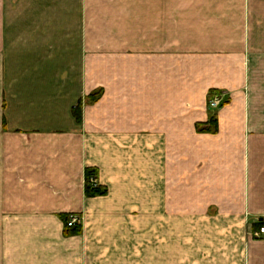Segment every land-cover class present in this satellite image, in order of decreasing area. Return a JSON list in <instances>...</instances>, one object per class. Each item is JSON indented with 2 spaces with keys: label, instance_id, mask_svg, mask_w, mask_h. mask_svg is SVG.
<instances>
[{
  "label": "crops",
  "instance_id": "obj_1",
  "mask_svg": "<svg viewBox=\"0 0 264 264\" xmlns=\"http://www.w3.org/2000/svg\"><path fill=\"white\" fill-rule=\"evenodd\" d=\"M258 225L264 0H0V264H264Z\"/></svg>",
  "mask_w": 264,
  "mask_h": 264
},
{
  "label": "trees",
  "instance_id": "obj_2",
  "mask_svg": "<svg viewBox=\"0 0 264 264\" xmlns=\"http://www.w3.org/2000/svg\"><path fill=\"white\" fill-rule=\"evenodd\" d=\"M102 95V91L98 90L94 93H92L88 98L87 102L89 104L95 103L100 96ZM212 94L209 95V99L211 100ZM80 111H81V104L78 105L74 110H73V115L76 118V120L80 119ZM216 123V119L212 117L210 119V122L208 126L214 125ZM96 180L97 181V173L95 170H86L85 172V195L87 198H95V197H104L107 194V190L101 186L97 185H91V180ZM67 217H64L63 220L66 221ZM259 226V225H258ZM261 227L259 226V229ZM79 233V229L77 227H73L71 229H67L66 235L67 236H72V235H77Z\"/></svg>",
  "mask_w": 264,
  "mask_h": 264
},
{
  "label": "built area",
  "instance_id": "obj_3",
  "mask_svg": "<svg viewBox=\"0 0 264 264\" xmlns=\"http://www.w3.org/2000/svg\"><path fill=\"white\" fill-rule=\"evenodd\" d=\"M222 104V99L221 98H214L210 103H209V108L211 110H215L218 107H220V105ZM93 181V179H92ZM95 181V180H94ZM96 183V181H95ZM81 222V219L79 216L77 215H68L67 219L65 221V228L66 229H71L73 227H75L76 225H78ZM264 235V227H261L257 233H254V238L255 239H259L261 236Z\"/></svg>",
  "mask_w": 264,
  "mask_h": 264
},
{
  "label": "rangeland",
  "instance_id": "obj_4",
  "mask_svg": "<svg viewBox=\"0 0 264 264\" xmlns=\"http://www.w3.org/2000/svg\"><path fill=\"white\" fill-rule=\"evenodd\" d=\"M96 91H98V90H96ZM96 91H94V92H96ZM94 92H93V93H94ZM91 94H92V93H91ZM91 94H90V95H91ZM223 105H224V104H223ZM223 105H222V106H223ZM95 181H96V180H95ZM95 181H94V180H93V181L91 180V182H90L91 185H93V186H94V185H97V181H96V183H95ZM80 224H81V223H80ZM80 224L77 225V228H78V229H79V227L81 226ZM79 232H80V229H79ZM253 235H254V234H253ZM253 237H254V236H253ZM142 263H143V262H138V264H142Z\"/></svg>",
  "mask_w": 264,
  "mask_h": 264
},
{
  "label": "bare ground",
  "instance_id": "obj_5",
  "mask_svg": "<svg viewBox=\"0 0 264 264\" xmlns=\"http://www.w3.org/2000/svg\"><path fill=\"white\" fill-rule=\"evenodd\" d=\"M208 107H209V105H208ZM210 109V108H209ZM211 110V109H210Z\"/></svg>",
  "mask_w": 264,
  "mask_h": 264
}]
</instances>
